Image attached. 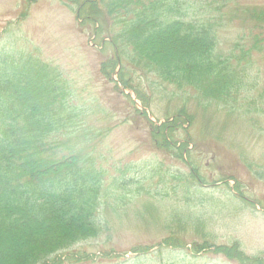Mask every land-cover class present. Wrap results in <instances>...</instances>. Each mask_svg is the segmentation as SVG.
I'll use <instances>...</instances> for the list:
<instances>
[{
    "label": "trees",
    "instance_id": "obj_1",
    "mask_svg": "<svg viewBox=\"0 0 264 264\" xmlns=\"http://www.w3.org/2000/svg\"><path fill=\"white\" fill-rule=\"evenodd\" d=\"M77 2H80L78 16L92 21L95 35L102 37L99 40L105 42L108 37L104 34L111 37L109 42L116 55H111L107 65H103L104 74L117 87L121 84L116 90L130 101L136 116L148 122L155 149L163 150L185 166L183 175L173 177L185 182L190 192L192 188H204L211 180L213 186L218 182L238 181L235 175L210 179L202 171L211 165L203 166L201 157L209 154L213 141L220 140L219 131L212 128L208 115L204 119H192L194 113L183 102L174 110L168 109L163 118H158L166 121L157 124L149 110L152 100L158 98V91L163 92L158 89V81L185 98L194 92L202 113L207 114L212 104L228 117L264 113V107L257 109L264 103L255 102L256 97L247 94L252 83L246 82L253 68V53L264 47V37L255 33L264 30V7L246 10L244 22L248 19L255 22L247 26L243 37L249 41L234 43L226 52L222 49L218 21L190 13L189 0ZM90 5H95V11H84H90ZM57 70L32 54L0 56V264H64L77 262L80 257L84 260L96 257L97 254L74 253L72 248L99 238L108 229L105 209L127 205L120 194L111 198L107 193V172L94 157L101 133L98 135L95 129L92 133L84 124L78 125L83 112L65 103L67 91ZM138 72L144 73L143 80L147 78L146 87L134 78ZM148 74L155 76L151 83ZM181 132L184 135L174 138ZM216 157L215 152L211 160ZM66 175L79 183L77 191L57 198L44 193L32 206L17 202V196L28 186L36 182L53 183ZM116 181L121 182L119 190L132 186V182L134 186L138 183L137 178L124 176ZM112 201L114 204H110ZM184 216L177 214L172 221L163 219L165 229L171 233L157 245L187 248L189 240L181 235V230L189 226ZM195 226L201 234L199 241L191 243L192 251L210 250L214 245L199 228H204L203 224L198 222ZM215 250L219 251L218 247ZM150 251L147 246L132 249L137 259ZM112 252L103 249L100 258L125 257ZM240 257L243 264H264L259 258ZM135 258L124 259L121 264H130Z\"/></svg>",
    "mask_w": 264,
    "mask_h": 264
},
{
    "label": "rangeland",
    "instance_id": "obj_2",
    "mask_svg": "<svg viewBox=\"0 0 264 264\" xmlns=\"http://www.w3.org/2000/svg\"><path fill=\"white\" fill-rule=\"evenodd\" d=\"M77 1L0 0V56L32 54L58 69L67 91L65 103L83 112L78 125L84 124L92 133L93 129L98 131V135L101 133L94 157L107 172V193L111 198L120 194L127 204L105 209L108 229L99 238L72 248L74 253L97 254L96 257L84 260L78 255L77 260L80 259L77 262L66 261L64 264H121L124 259L135 258L132 249L139 246L150 247L151 251L133 259L130 264H243L239 255L264 262V113L228 117L219 113L213 104L206 106L207 114L206 111L202 113L194 92L185 98L184 94L181 96L180 92L157 81L158 89L163 92L158 91V98L152 100L149 110L152 120L157 124L165 122V119L158 118H163L168 109L174 110L183 102L194 113L192 119L197 117L200 120L208 115L212 128L219 131L217 137L220 135V140H217L219 144L213 141L209 154L201 157L203 166L211 165L203 168L206 173L201 174L210 179L230 175L238 179L236 182H218L214 186L211 180L204 188H192L190 192L185 182L173 177L186 171L183 163L163 150L155 149L148 122L136 116L130 101L116 90L121 84L117 87L104 74L103 65H107L111 55H116L109 42L111 37L104 34L108 37L105 42L99 40L102 37L95 35L92 21L78 16L80 2ZM189 1L190 13L204 14L206 18L218 21L222 49L226 52L234 43L249 41L243 37L247 26L255 22L252 19L244 22L248 15L246 10L264 7V0ZM89 7L92 10L84 11H95V5ZM213 8L218 11H211ZM255 33L264 37V30H255ZM253 59V68L246 81L247 85L252 83V89L250 91L249 87L247 94L262 104L264 47L253 53ZM143 74L134 73V78L146 87L147 78L143 80ZM148 75L149 82H153L155 76ZM263 107L259 105L257 109ZM256 121L257 125H254ZM184 127L189 129L190 126L185 124ZM182 135V132L176 133L174 138L179 139ZM215 152L217 157L212 161ZM123 176L137 178L138 183L134 186L132 182V186L119 190L117 187L121 182L116 180ZM79 186L67 175L58 177L53 183L36 182L17 196V202L32 206L44 193L57 198L77 191ZM116 203H119L117 199ZM177 214H184L183 219L189 225L181 230V235L189 240L187 248L157 245L171 233L165 229L163 219L172 221ZM158 221L160 223L157 224ZM198 222L203 224L204 228H199L214 246L208 251L195 253L191 243L199 241L201 233L195 226ZM216 247L219 249L217 252ZM103 249L115 250L112 255L121 253L125 257L101 259Z\"/></svg>",
    "mask_w": 264,
    "mask_h": 264
}]
</instances>
